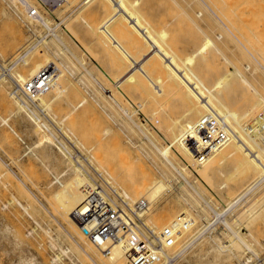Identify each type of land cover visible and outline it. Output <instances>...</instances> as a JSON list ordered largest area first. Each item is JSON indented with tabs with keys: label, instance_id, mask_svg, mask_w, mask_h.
<instances>
[{
	"label": "bare ground",
	"instance_id": "obj_1",
	"mask_svg": "<svg viewBox=\"0 0 264 264\" xmlns=\"http://www.w3.org/2000/svg\"><path fill=\"white\" fill-rule=\"evenodd\" d=\"M38 1L48 12L57 9L49 0ZM153 1L58 0V6L63 5L60 8L69 9L60 17L65 27L59 29L60 24L52 25V18L37 8L35 0H7L17 20L35 31L36 38L27 46L23 44L27 42L24 27L1 5V18L11 34L8 29V38L0 43V92L10 103L11 114L36 136L29 144L25 141V150L12 161L17 164L23 154L31 153L43 163L52 175L45 183V189L52 191L47 195L51 199L45 198L43 203L11 172L17 185L23 183L20 193L31 202L27 208L33 207L32 193L46 210L60 212L62 223L52 217L62 225L57 230L54 225L48 227L53 231L51 246L58 247L51 258L56 264L62 263L63 255L79 261L81 252L94 264H147L141 259L144 254L130 248L156 253L157 261L148 264H176V259L182 264L188 260L193 264H240L246 252H264V82L258 77L264 67L257 58L264 50V0H164L163 5ZM90 7L95 9L90 15L93 18L87 14ZM32 8L36 14L31 13ZM43 29L46 33L40 36ZM224 47L243 50L258 65L252 60L241 63L238 59V63ZM80 49L96 57L103 49L109 53L112 67L104 70L98 64L108 79L105 86L100 73L82 59ZM11 52L17 55L7 63L6 55ZM48 52L56 59L53 81L29 97L20 86L45 67L40 60L47 61ZM72 77L81 89L91 82L98 84V93L77 97L81 90ZM63 100L67 107L59 113ZM98 108L130 134L131 145L123 149L117 140L122 149L120 156L117 152L118 161L112 153L116 147L110 141L116 139L110 126H93L96 134L93 127L86 128L95 135L93 141L88 137L89 143L90 133L78 131V120ZM41 112L56 119L59 129ZM133 135L140 139L134 140ZM142 159L149 160L153 168ZM228 159L232 160L223 163L225 168L216 166ZM0 163L5 164L1 159ZM224 172H230L229 179L239 186L233 196L221 188L233 189L229 179L222 184L216 180ZM190 175L226 210L206 200L202 203L203 196L188 179ZM177 176L184 180L175 186ZM187 189L189 195L184 194ZM23 198L17 197L21 205ZM177 204L182 208L173 214ZM47 215L51 220L47 212L44 219ZM35 222L27 236L39 233L42 222ZM219 222L221 231L215 226ZM105 225L113 233H95ZM61 229L68 232V245ZM33 262L31 258L16 263Z\"/></svg>",
	"mask_w": 264,
	"mask_h": 264
},
{
	"label": "rangeland",
	"instance_id": "obj_2",
	"mask_svg": "<svg viewBox=\"0 0 264 264\" xmlns=\"http://www.w3.org/2000/svg\"><path fill=\"white\" fill-rule=\"evenodd\" d=\"M36 1V3H37V8L41 11V12H43L44 13V15H46V16H49V17H51L50 19H51V21L53 22L52 23V25H54V24H56V23H58V24H60V26H59V29L62 27V28H64L65 27V24H63L62 23V21H61V16H62V14H65V13H68L69 12V9H63V8H60V6H63V5H59L58 6V4H52V3H54L53 2V0H49L50 1V4L52 5V8H57V9H55V10H52V11H49L48 12V10L47 9H45L43 6V4H41L40 3V1H38V0H35ZM153 1V0H152ZM163 1L164 0H154L153 1V3L155 2L156 4L157 3H159L160 5H163ZM9 2H7V0H0V9H2V6H3V8H5L8 12H9V14L10 15H12L13 16V18L14 19H16V21H17V23L19 24V26H20V28H23L24 27V30H23V32H24V34H26V36H25V39L27 40V42L25 41L23 44L25 45V46H27L26 44L28 43H30V42H32V41H34V39L36 38V35L34 34L35 33V31H33L34 29L32 28V29H29V26H26L25 24H21V22L19 21V20H17V17H16V15H15V13L13 12V10H11V8L12 9H14L13 8V6L12 5H10V3L8 4ZM162 3V4H161ZM2 5V6H1ZM38 5H40L42 8H43V10H42V8L40 7V6H38ZM12 6V7H11ZM41 8V9H40ZM91 9V10H90ZM90 9H87V11H89V12H87V14H89L88 16H90L91 14H93L92 12L95 10L94 8H91L90 7ZM72 10V9H71ZM47 12V14H49V15H47L46 14V12ZM54 11V12H53ZM90 11H91V13H90ZM96 11H97V9H96ZM95 11V12H96ZM57 12V13H56ZM95 12H94V15H95ZM249 12V10H246L245 11V14L246 13H248ZM55 13H56V15H55ZM97 13V12H96ZM51 15V16H50ZM244 15V14H243ZM246 15H248V14H246ZM245 15V16H246ZM2 17V15H1V12H0V43L4 40V38L6 37V38H8L7 36H9V32H10V34H11V30H10V28L9 27H7L8 25H6L7 23L5 22V20L3 19V18H1ZM89 18H93V16H90ZM2 22V23H1ZM4 25H6V26H4ZM24 25V26H23ZM262 25H260L259 27L261 28V29H263L262 27H261ZM2 27V28H1ZM7 27V28H6ZM9 29V32L7 31ZM215 30H217V29H215ZM8 32V33H7ZM259 32H261V31H259ZM43 33V34H42ZM45 33H46V29H43L40 33H39V35L41 34V35H45ZM263 33H264V29H263ZM40 35V36H41ZM264 35V34H263ZM262 35V36H263ZM11 37V36H10ZM224 37V36H223ZM264 38V37H263ZM30 39V41L28 42V40ZM264 40V39H263ZM229 43V48H233V43L232 42H228ZM25 46H24V48H25ZM224 48H226V47H224ZM229 48H226V52L227 53H229V54H232V52H233V54L235 55V57H234V60L235 61H238V63H244V62H246V61H248V62H250L251 63V60L253 59V58H251V56H249V54L248 53H244L243 52V50H240L239 48H235L234 47V49H232V50H230ZM260 52H261V54H262V57H257L258 58V61L260 62L259 64L262 66L263 65V67H264V55H263V52H264V50H263V52H262V50H260ZM85 53V54H84ZM91 53V52H90ZM106 53V54H105ZM245 55H244V54ZM80 54H81V56H82V59L85 61V63L88 65V66H90V67H92L93 69H96L95 71L96 72H98V73H100V81L102 80L103 81V83H104V86H105V84H107V82H108V79L103 75V73H102V70H101V68L98 66V64L100 63V65H101V67H102V69H104V70H107L108 68H110V67H112V65H113V61L111 62L110 60H112V58L111 57H108L109 56V53L106 51V50H104L103 49V51H101L100 53H99V55L97 54V57L96 56H92V57H94V58H92L91 56H90V54L89 53H87L85 50H81L80 49ZM248 54V55H247ZM10 55V56H9ZM17 54H14L13 52H11L10 54H8V55H6V58L8 59V61H7V63H10L12 60H13V56H14V58H15V56H16ZM248 56H249V58H248ZM237 57V58H236ZM104 58V59H103ZM111 58V59H110ZM1 60H3L2 59V57L0 58ZM101 59V60H100ZM240 60V62H239V60ZM0 60V61H1ZM262 60V61H261ZM41 62L40 63H42V64H44V62L46 63V64H44V66H47V67H52V65H54V62H56V59L55 58H53V56L52 55H50L49 54V52H48V60L47 61H44V60H40ZM103 63H101V62ZM105 63V64H104ZM240 63V64H241ZM252 63L254 64L255 63V65L257 64L258 65V63L256 62V61H254V60H252ZM111 64V65H110ZM105 65V66H104ZM252 65V64H251ZM252 66H254V65H252ZM260 66V68H263V67H261ZM105 67V68H104ZM54 68V67H53ZM82 69V68H81ZM81 69H79V70H77V74L81 71ZM260 71H261V69H260ZM1 72V71H0ZM263 74H262V73ZM261 72H259V78H262V79H259V78H255V77H252V79H254V80H261L260 82H264V68L262 69V71ZM2 73V72H1ZM73 78V77H72ZM258 80V81H259ZM73 81H75L74 83L76 84V86L81 90V91H78V92H76V94L75 95H77V97H79V95H81V97L83 96V95H88L89 96V94L91 95V92H92V94H96V93H98V88H99V86H98V84H96V83H94V84H91V83H88L89 84V86L90 87H88V86H86V89H87V91H86V89H85V87H83L82 89L85 91V94H84V91L80 88V87H82L81 85H78L77 84V81L73 78ZM11 83V82H10ZM12 84V83H11ZM10 84V86H11V90H13L14 89V86L13 85H11ZM96 84V85H95ZM264 85V84H263ZM262 85V90H263V94H264V86ZM80 86V87H79ZM92 86V87H91ZM106 86H108V85H106ZM98 87V88H97ZM90 88V89H89ZM94 88H96V89H94ZM2 92V91H1ZM0 92V159H1V161H4V163L5 164H2V163H0V171L1 170H3V172H4V174H3V172L1 171V174H3V175H1L0 177H4V176H6V178H7V180H6V178H0V264H15L16 262H20V261H22V262H24V261H28V260H31V258H32V261L34 260V264H56L55 262H53L52 261V256L58 251V247L56 246V247H53V246H51V243H53L54 241L52 240H50L51 238H49L50 236H51V234H52V232L53 231H51L53 228H55V230H57V228H59L62 224H60V223H62V221H61V218H60V212H57V211H54V212H49L48 210H46V208H44L42 205V203H40L39 202V199L40 200H42L43 201V203H46V199L45 198H49V199H51V197H48V196H50V194H51V190H47V189H45V183H47V182H49L50 181V179H52V175H51V173H50V171L48 170V168H46V166L45 165H43V163L41 164V162L40 161H38L36 158H34V157H32V155H31V153L30 154H28V155H25V154H23V156L22 157H20L19 159H17V160H19V161H17V164H15L14 163V161H12V160H16V158L19 156V155H21L22 153H23V151L25 150V147L29 144V143H31L30 141H34L35 139H36V136H34V135H32L31 134V132H30V134L32 135H30L29 134V130H28V128L27 127H25V126H23V124L22 123H20L19 122V120H17L16 118L17 117H14V115L13 114H11L12 113V109H11V106L9 105L10 103L8 102V100L6 99V97H4L3 95H5L4 93H1ZM80 92V93H79ZM87 92V93H86ZM95 92V93H94ZM70 93H72V92H70ZM3 94V95H2ZM86 95V96H87ZM2 96V97H1ZM3 98V99H2ZM2 102H5V104L4 103H2ZM62 103H61V105H62V107H61V109L59 110V113L60 112H62L63 110H65V108H64V105L66 106V103H65V101L63 100V101H61ZM7 103V104H6ZM55 104H57L56 102H55ZM55 104H53V106L55 105ZM7 105V106H6ZM9 106V107H8ZM56 106V105H55ZM238 106V105H237ZM39 107H41V105H39ZM67 107V106H66ZM67 109V108H66ZM98 112H101V113H98ZM42 114H44L43 112H41ZM93 114H90V115H86L82 120H78V122H77V126H78V131H82V132H84L85 131V133L87 134V133H90L89 135L87 134V139H86V141L89 143V142H91V140L93 141V137L95 136L94 134H92V133H94L92 130L94 129L95 130V128H101V125H104V127H108V126H110L111 128H112V130H113V132H114V136H115V139H116V141L115 140H113V142L112 141H110V144H113V145H115L114 147H116V148H113L112 147V153H115L114 154V158L118 161V158H117V156L120 154L119 152L120 151H122V149L124 148V147H126L127 145H131V142L129 141V135L130 134H128V132H127V130H122V128L121 127H119V125L117 124V122H115L113 119H111L110 117H108V115L104 112V111H102L100 108H98V109H96V111L94 110V112H92ZM104 115H103V114ZM44 115H46V114H44ZM93 115V116H92ZM98 115H100L101 116V118L98 116ZM105 115H107V117L105 116ZM9 116V117H8ZM45 117V119L52 125V126H54V127H56V128H58L57 126H59L58 124H57V120L56 119H54L52 116H50V115H46V116H44ZM47 117V118H46ZM90 117H92V119H90ZM96 117V118H95ZM7 118V119H6ZM50 119V121H49V119ZM105 118V119H104ZM108 118V120H106ZM16 119V120H15ZM101 119L104 121V122H102L101 123ZM3 120V121H2ZM5 120V121H4ZM87 120V121H86ZM80 121H82V122H80ZM85 121V122H84ZM109 121V123H107ZM114 121V122H113ZM16 122V123H15ZM20 124H19V123ZM84 122V123H83ZM88 122V123H87ZM91 122V123H90ZM18 123V124H17ZM80 123H81V125H80ZM86 123V124H85ZM116 123V124H115ZM5 124V125H4ZM13 124V125H12ZM54 124V125H53ZM79 124V125H78ZM56 125V126H55ZM98 125V126H97ZM19 126V127H18ZM79 126H82V127H79ZM84 126H86L85 128H84ZM95 128H94V127ZM97 126V127H96ZM21 127V128H20ZM93 127V129L91 130V129H89V130H87L88 128H92ZM104 127H102V129H104ZM119 127V128H118ZM81 128V129H80ZM87 128V129H86ZM59 129V128H58ZM83 129H84V131H83ZM102 129H98V130H102ZM120 129V130H119ZM28 131V132H26V131ZM18 131V132H17ZM58 131H60V130H58ZM86 131H89V132H86ZM25 134H24V133ZM92 132V133H91ZM98 132V131H97ZM96 132V130H95V134L97 133ZM123 132V133H122ZM102 133V131H99V135ZM18 136H17V135ZM29 134V136H30V138H29V136L27 137V135ZM60 135H62L63 133L61 132V133H59ZM97 134V135H98ZM116 134L118 135V138H116ZM120 134V135H119ZM92 136V139L91 138H88L89 136ZM94 135V136H93ZM96 135V136H97ZM63 136V135H62ZM128 136V137H127ZM138 136V135H137ZM65 137V136H64ZM63 137V138H64ZM121 137V138H120ZM29 138V139H28ZM119 138H120V140H119ZM134 140H138V139H140L139 138V136H138V138L135 136L134 137V135H133V137H132ZM91 139V140H90ZM96 139H97V137H96ZM96 139L94 140V141H96ZM8 140V141H7ZM64 140H66L65 142H66V145H69L70 146V148L71 147H73L72 149L73 150H75V152L76 153H79V155L81 154L80 152H79V150L74 146V145H72L71 146V143H70V141L69 140H67V137L66 138H64ZM121 143V145H122V149H121V146H120V144H119V142ZM25 141H27L28 142V144H27V142H25ZM91 144V143H90ZM74 147H75V149H74ZM78 150V151H77ZM170 151H172V153H174L173 152V150L171 149ZM104 152V151H103ZM117 152H118V155H117ZM122 153V152H121ZM109 154H111L110 152H109ZM175 154V153H174ZM83 155L84 156H86V154L85 153H83ZM106 155V154H105ZM108 155V154H107ZM120 156V155H119ZM120 159V158H119ZM143 161H142V163L144 164V165H147L148 167H151V168H153V164L151 163V162H149V160H147V159H142ZM230 160H232V159H228V160H226V161H223V162H219L218 164H216V166H220V167H223L224 166V164L225 165H228L229 164V162H227V161H230ZM29 161H30V163H29ZM87 162V161H86ZM226 162V163H225ZM8 163V164H7ZM29 163V164H28ZM39 163V164H38ZM220 163H222V164H220ZM224 163V164H223ZM228 163V164H227ZM7 164V165H6ZM35 164V165H34ZM36 164H37V166H36ZM223 165V166H222ZM8 166V167H7ZM18 166V167H17ZM24 166V167H23ZM36 166V167H35ZM45 166V167H44ZM229 166H231V164L229 165ZM27 167V168H26ZM30 167H31V169H30ZM5 168V169H4ZM19 168V169H18ZM46 168V169H45ZM224 168H225V166H224ZM10 169V170H9ZM23 170V171H21V170ZM90 169H93V167H90ZM11 170H12V172L14 171V172H16L18 175H19V177L21 178V179H23L24 180V182H25V184L33 191V193L34 194H36L37 195V197L39 198V199H36V198H34V196L32 195V193H29L30 194V197H31V199L33 198V200H34V202H32V204L30 205V206H33V207H31V208H27L26 207V205L27 204H29V203H31L30 202V200L28 199V198H26V197H24V196H22L21 195V190H22V188L24 187V186H22V188H20V185L21 184H23L22 182H20V184L19 185H17L18 184V181H17V177H15L14 175H13V173L11 172ZM94 170L95 169H93L92 171H93V174H94ZM21 171V172H20ZM5 172H6V174H5ZM24 172V173H23ZM26 172V173H25ZM23 173V174H22ZM46 173V174H45ZM226 173V174H225ZM11 174V175H10ZM24 174H27V177L24 175ZM36 174H37V176H36ZM95 174L97 175H95L96 176V178L97 179H99V180H103V178H102V176L101 175H99V172H97L96 173V170H95ZM224 174V175H223ZM222 175H220L216 180H217V182H218V184H222V182H226V181H229L230 179V172H224ZM10 175V176H9ZM39 176V177H38ZM48 176V177H47ZM193 176V175H192ZM9 177V178H8ZM43 177V178H42ZM180 179H179V178ZM189 178V180L190 181H194L195 180V177L194 178H192L191 177V175L190 176H188ZM6 180V182H7V186L5 185L4 186V184L2 185V183L3 182H5V180ZM192 179V180H191ZM229 179V180H228ZM4 180V181H3ZM10 181V185H8V182ZM130 180H132V179H130ZM128 181V183L129 182H131V181ZM182 180H184L183 178L181 179V176H177L176 177V179L174 180V182H173V184L175 185V186H177V182H179V181H182ZM3 181V182H2ZM104 181V180H103ZM231 181V180H230ZM230 181H229V185H231L232 187H233V189H231L230 191L228 190V188L227 187H224V185L222 186L221 185V188H222V191L223 192H228L227 194H229V195H231V196H233L235 193H236V191H239L238 189V187L239 186H237V185H233V180L231 181L232 183H230ZM133 182V181H132ZM17 183V184H16ZM194 183H196V188L198 189L199 188V190H200V193H201V195L203 196L202 198H203V200H201L200 199V201H202V203H204L203 201L204 200H206L205 202H207L209 205H211V206H217V205H219L217 208L219 209L220 208V210L222 211L224 208H226L225 206H223V205H221V204H219L218 202V204H216V201H215V198H213V196L211 195V194H209L208 192H206L205 191V187L203 186L202 187V185H200L198 182H196V181H194ZM130 184V183H129ZM16 185V186H15ZM38 185V186H37ZM44 185V186H43ZM238 188V189H237ZM188 189L190 190L191 188L190 187H188ZM188 189L186 190V191H184V194L185 195H189V194H186L187 192H189L188 191ZM237 189V190H236ZM16 190H17V192H16ZM19 190V191H18ZM234 192H233V191ZM21 192V193H20ZM42 192V193H41ZM186 192V193H185ZM204 193H206V194H204ZM19 194V195H18ZM43 194V195H42ZM22 197H21V196ZM48 195V196H47ZM197 197H198V195H196ZM14 197H16V198H14ZM17 197H20V199H22L23 197L25 198H23V200L22 201H24L23 203L24 204H20L18 201H17ZM205 197V198H204ZM5 198V199H4ZM120 198V197H119ZM207 198V199H206ZM211 200H209V199ZM9 199V200H8ZM16 201H15V200ZM27 199V200H26ZM32 200V201H33ZM122 199H120V201H121ZM15 201V202H14ZM214 201V202H213ZM8 202H10V204L9 205H7V206H4L6 203H8ZM17 202V203H16ZM36 202V203H35ZM48 202H49V200H48ZM215 204H213V203ZM4 203V204H3ZM35 204V205H34ZM125 204V203H124ZM2 205H3V207H2ZM23 206V207H22ZM35 206V207H34ZM41 206V208L42 209H40V210H38L39 209V207ZM5 207V208H4ZM176 207V208H175ZM198 207H199V205H198ZM17 208V209H16ZM24 208H26V209H24ZM34 208H36V209H34ZM182 208V204H177V205H174L173 206V209H176L175 210V212H174V210H172L174 213L173 214H176L178 211H180V209ZM39 212H38V211ZM42 210H44V211H42ZM226 209H224L223 211H225ZM172 211L170 212L171 214H172ZM46 212L49 214V218H51V220H52V222H50L51 220L50 219H48V215H47V218L46 219H44L45 218V216H46ZM38 213V214H37ZM40 213V214H39ZM45 215H44V214ZM51 213V214H50ZM59 213V214H58ZM53 214V215H52ZM42 215H43V217H42ZM212 215V216H211ZM38 216V217H37ZM40 216V217H39ZM52 216H54L56 219H57V221H59V222H57ZM172 217L174 218V215H172ZM211 217H212V219H213V217H215L214 215H213V213L211 214L210 213V215H209V218L211 219ZM230 217V216H229ZM144 218H145V216H144ZM172 218V220L174 221V220H176L175 218L173 219ZM2 219V220H1ZM35 219H36V221L37 220H39V221H41L42 223H41V226H40V228L36 231V232H39L38 234H39V236H38V234L36 233V234H34V235H28L27 236V234H28V232L30 231V229H31V227H33L34 225H36V224H34V223H36L35 222ZM47 220H50V221H47ZM54 221H55V223H57V225H55L54 224ZM44 222V223H43ZM46 223V224H45ZM6 224V225H5ZM42 224L44 225V226H42ZM60 224V225H59ZM218 224V225H217ZM215 226H216V229H219L220 231L222 230V228H223V224L221 223V222H219V223H217ZM54 225V226H53ZM8 226V227H7ZM52 226H53V228H52ZM59 226V227H58ZM214 226V227H215ZM3 227H6V229L5 228H3ZM43 227L45 228V227H47V230L49 231H43ZM48 227H50V228H52L51 230L50 229H48ZM220 227H221V229H220ZM42 228V229H41ZM46 229V228H45ZM8 230V231H7ZM29 230V231H28ZM242 230H245V228L244 227H242ZM61 231H63V232H61L62 233V235L64 234V236H66L67 237V241H66V244L68 243V232H66V229H61ZM42 232V233H41ZM48 232V233H47ZM3 233V234H2ZM47 233V234H46ZM50 233V234H49ZM150 233H151V231H150ZM3 235V236H2ZM41 235V236H40ZM47 235H49V236H47ZM151 235H154L153 233H151ZM39 239V240H38ZM71 238H69V240H70ZM72 240V239H71ZM68 245V244H67ZM29 249V250H28ZM82 255H83V257H82ZM67 256H69V255H63V261H62V263L61 264H73V263H78L79 261V264H88L89 262H90V264H92L93 263V260H91V258L89 257V256H87V254L84 252V254H83V252H81V254L79 255V259H80V256H81V258L82 259H80L79 261L77 260V258L75 259V260H77V261H75V262H73L72 260H71V258H70V256L69 257H67ZM22 258H24L23 260H21ZM26 258V259H25ZM84 259V260H83ZM81 260H83V261H81ZM89 261V262H88ZM176 262V264H182V262H178L179 260L178 259H176L175 260ZM64 262V263H63ZM88 262V263H87ZM194 263V261L192 260V261H189L188 260V262H185L184 264H193ZM16 264H19V263H16ZM21 264H23V263H21ZM94 264V263H93Z\"/></svg>",
	"mask_w": 264,
	"mask_h": 264
},
{
	"label": "built area",
	"instance_id": "obj_3",
	"mask_svg": "<svg viewBox=\"0 0 264 264\" xmlns=\"http://www.w3.org/2000/svg\"><path fill=\"white\" fill-rule=\"evenodd\" d=\"M56 1L58 0H53L54 3L52 4H57ZM31 13L36 14L37 11H35L34 8H32ZM53 73L54 70H52V67L50 68L47 66L43 67L40 71H38V73H36V75L30 77L27 81L24 82L23 85L20 86V91L30 97L33 96V93L48 88L53 81L51 77ZM207 137L210 136L208 135ZM110 232L113 233V230H110L109 228H107V225H105L104 227L100 228L99 232H95V233L101 236H106ZM132 249L133 251L135 250V252L140 251V253L144 254L145 257L143 258L141 257V259L146 261L147 264L151 260L157 261L156 253L144 251V248H139V249L130 248V251ZM161 260H163V258H161ZM240 264H264V252L251 253L248 251L246 252V254L242 256V260Z\"/></svg>",
	"mask_w": 264,
	"mask_h": 264
}]
</instances>
